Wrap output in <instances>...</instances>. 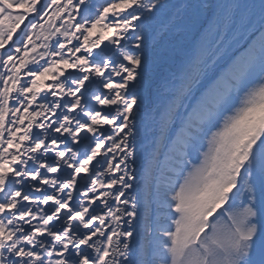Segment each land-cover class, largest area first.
I'll return each mask as SVG.
<instances>
[{"label": "snow or ice", "instance_id": "1", "mask_svg": "<svg viewBox=\"0 0 264 264\" xmlns=\"http://www.w3.org/2000/svg\"><path fill=\"white\" fill-rule=\"evenodd\" d=\"M192 8L247 47L201 93L223 115L203 160L189 125L172 174L157 153L138 178L144 112L165 135L215 75L181 43ZM0 264H264V0H0Z\"/></svg>", "mask_w": 264, "mask_h": 264}, {"label": "rangeland", "instance_id": "2", "mask_svg": "<svg viewBox=\"0 0 264 264\" xmlns=\"http://www.w3.org/2000/svg\"><path fill=\"white\" fill-rule=\"evenodd\" d=\"M246 39H247L246 35L239 38L238 40L234 39L232 33L229 32L228 36L224 38V41L222 43L220 42V38L217 34L212 41L208 42V46L206 47V54L210 60L212 58H215L216 61L214 68L215 75L212 77V80H208L205 82L204 88H201L200 91L196 92L194 95H188L186 97L179 99L174 116V121L171 123V126L167 130L166 137H164V141H163L164 146L162 149L168 159L169 156L172 157L177 155L175 152L170 150L172 140L176 137H180L185 140L188 139L186 135L188 133L187 128L189 127V123H192V118L194 119L197 118L198 111L202 109L201 108L202 104L198 103L201 93L205 90V88H207L209 85L212 84L213 80H216L217 78H223V76H226L228 79L230 78V65L232 63V60L235 59L244 51V48H246L245 47ZM208 101L212 104V107H210L213 109L212 112L213 113L216 112L217 109L213 106L212 99L209 98ZM205 105H208V102ZM222 119H223V115L219 117V121H222ZM219 121L213 120V124L216 125L215 127L210 125L208 120L203 121L202 125H201V120L200 122L197 121V124H195L194 126L196 128L197 127L199 128L201 125L200 128L203 129V132L199 134L197 142L195 143V147L192 148L193 151L189 153L190 157L186 156L185 159L191 158L192 154H196L192 162L193 164L198 165L203 160V154L208 151L211 134L212 132L216 131V127L219 126ZM190 160H192V158ZM163 161L164 164L166 165L172 164L170 160L164 159ZM188 171H190V168L186 170L185 174H187ZM241 178L242 179H240V182L243 183L240 189L241 191H243L244 177L242 176ZM242 199H243L242 196H237L235 204L232 206V208L228 209V206L226 205L225 206L226 209L235 210L240 205ZM155 210L156 209L154 205L153 206L154 214H155ZM216 218L218 220H216L214 223H217L218 225H223L226 222V216L218 215L216 216Z\"/></svg>", "mask_w": 264, "mask_h": 264}, {"label": "bare ground", "instance_id": "3", "mask_svg": "<svg viewBox=\"0 0 264 264\" xmlns=\"http://www.w3.org/2000/svg\"><path fill=\"white\" fill-rule=\"evenodd\" d=\"M179 4L191 3L195 4L197 0H178ZM197 1V2H195ZM211 2H216V0H211ZM178 17H182V19L177 20V26L182 29V40L181 43L184 47L186 52H191L197 47L201 45L203 42L204 37V30L207 27L204 26L203 18L204 16L201 15L198 9H188L186 11H181L178 13ZM174 111L172 117L168 123V129L171 126L172 119L175 116ZM139 135L137 137V163H136V170L138 174V178L143 173V168L147 164L149 158L154 157L158 153V162L162 160L164 155H161L162 145H163V138L159 131L158 126V117L154 118L153 114L149 112L147 119H143L139 124ZM164 169V173H167V167L162 164L161 166ZM38 222V221H37ZM97 240L102 239V237H96Z\"/></svg>", "mask_w": 264, "mask_h": 264}]
</instances>
